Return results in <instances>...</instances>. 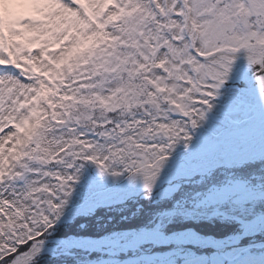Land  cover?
Segmentation results:
<instances>
[{
	"label": "snow or ice",
	"instance_id": "obj_1",
	"mask_svg": "<svg viewBox=\"0 0 264 264\" xmlns=\"http://www.w3.org/2000/svg\"><path fill=\"white\" fill-rule=\"evenodd\" d=\"M0 264H264V0H0Z\"/></svg>",
	"mask_w": 264,
	"mask_h": 264
}]
</instances>
